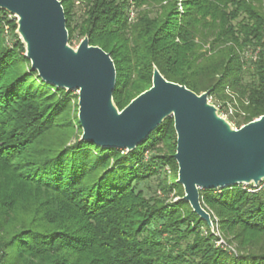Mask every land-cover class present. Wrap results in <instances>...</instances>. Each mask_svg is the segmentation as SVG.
<instances>
[{
  "label": "trees",
  "instance_id": "trees-1",
  "mask_svg": "<svg viewBox=\"0 0 264 264\" xmlns=\"http://www.w3.org/2000/svg\"><path fill=\"white\" fill-rule=\"evenodd\" d=\"M75 1L61 0L68 40L87 35L110 54L119 109L151 85L156 65L170 81L208 90L222 113L237 102L244 113L227 117L236 126L264 113V0H79L74 22ZM130 8L136 17L129 21ZM2 14L0 264H264V187L199 190L236 252L215 247L177 180L175 202L133 186L165 162L177 178L172 117L129 152L80 140L72 91L30 69L15 19ZM6 23L17 39L11 46ZM158 186L163 194L170 187L164 179Z\"/></svg>",
  "mask_w": 264,
  "mask_h": 264
},
{
  "label": "water",
  "instance_id": "water-1",
  "mask_svg": "<svg viewBox=\"0 0 264 264\" xmlns=\"http://www.w3.org/2000/svg\"><path fill=\"white\" fill-rule=\"evenodd\" d=\"M0 9L15 16V33L30 69L47 84L76 90L80 140L129 152L172 117L181 199L211 231L200 189L264 181V113L236 126L209 99L208 90L196 93L170 81L156 65L151 85L119 109L112 95L113 59L90 44L87 35L76 46L69 43L61 0H0Z\"/></svg>",
  "mask_w": 264,
  "mask_h": 264
},
{
  "label": "rangeland",
  "instance_id": "rangeland-1",
  "mask_svg": "<svg viewBox=\"0 0 264 264\" xmlns=\"http://www.w3.org/2000/svg\"><path fill=\"white\" fill-rule=\"evenodd\" d=\"M75 4H76V7H75L76 8V14L74 16V22L79 21L81 19V16H82V6L80 5L79 0H76ZM177 5H178L179 10L181 11L182 6L180 5V2H177ZM132 11H133V9H132ZM129 16H130V12H129ZM129 16H128V20L129 21L133 20L136 17L135 12L133 11L132 18H130ZM2 17L4 19L6 18L7 21L9 20L10 22H13V20L15 19L14 16H10L8 14L7 15L2 14ZM4 30H5V36H4L5 43H7V39H8L10 44L13 45V42H15L17 39L11 34V29H10L9 23L4 24ZM80 39H81L80 36L77 34V32H75L73 34L72 38L70 39L69 43L72 46H76ZM6 46H9V45L6 44ZM247 77L245 76V79H248ZM71 91H72V93L70 95V98H71V101L74 103L75 101H77V98L75 97V95L77 93H76V90H71ZM209 99L214 100L211 98H209ZM217 102L221 103L219 101H217ZM237 105H238V103L235 101L233 102V105H232V103L231 104L228 103L227 111H224V114L227 117L234 115L236 117L235 119H239V117H237L235 114L239 113L242 115L244 113V111L242 108L238 107ZM154 153H156V151H154ZM165 163L166 164L163 165V167L160 169V172L158 174L151 175L148 178L141 180L140 182L134 183V185H133L134 189L135 190H141L146 197L159 196V197H166L165 198L166 201H170V202L177 201L180 198V187H178L174 184V182L177 180V178L174 179V177H173V170H174L173 165L170 162H165ZM163 179L165 180L166 185L170 186L169 188H167V191L165 194H163V192L160 188L161 186H158ZM241 188H243V187H241ZM243 189H246V188H243ZM256 190H259V189H256ZM214 219L217 220V217L215 215H214ZM213 225H214V229L212 232L214 233L213 234L214 235L213 242H214L215 247H219L223 250H226L229 253H233V252L235 253L236 252V244L234 242H229L227 240L228 239L227 236H225L224 233L221 231L218 223H215ZM201 233H203V235H207L206 229L205 228L201 229ZM218 240H221V242L223 244L222 243L216 244V241H218Z\"/></svg>",
  "mask_w": 264,
  "mask_h": 264
},
{
  "label": "built area",
  "instance_id": "built-area-1",
  "mask_svg": "<svg viewBox=\"0 0 264 264\" xmlns=\"http://www.w3.org/2000/svg\"><path fill=\"white\" fill-rule=\"evenodd\" d=\"M7 14L10 15V16H14L13 14H11L9 12H7ZM132 16H133V11H132V8H130V16L129 17L132 18ZM6 44H8L9 46L11 45L8 39H7V43ZM148 157H149V152L148 151H145V153H144V159L146 160V159H148ZM242 187L243 188H246L248 191L252 192V191H255L256 189H260V188L264 187V181H262L261 183H259L258 186H252V185H244V184H242ZM220 243H222L221 240L216 241V244H220Z\"/></svg>",
  "mask_w": 264,
  "mask_h": 264
}]
</instances>
